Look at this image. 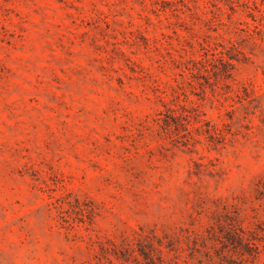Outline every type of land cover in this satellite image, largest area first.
<instances>
[{
  "label": "rangeland",
  "instance_id": "obj_1",
  "mask_svg": "<svg viewBox=\"0 0 264 264\" xmlns=\"http://www.w3.org/2000/svg\"><path fill=\"white\" fill-rule=\"evenodd\" d=\"M0 264H264V0H0Z\"/></svg>",
  "mask_w": 264,
  "mask_h": 264
},
{
  "label": "trees",
  "instance_id": "obj_2",
  "mask_svg": "<svg viewBox=\"0 0 264 264\" xmlns=\"http://www.w3.org/2000/svg\"><path fill=\"white\" fill-rule=\"evenodd\" d=\"M226 72V71H225Z\"/></svg>",
  "mask_w": 264,
  "mask_h": 264
}]
</instances>
